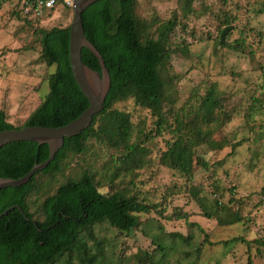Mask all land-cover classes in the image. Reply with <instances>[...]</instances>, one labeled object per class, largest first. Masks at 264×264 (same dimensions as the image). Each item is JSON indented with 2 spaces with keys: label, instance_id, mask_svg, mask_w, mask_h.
<instances>
[{
  "label": "trees",
  "instance_id": "1",
  "mask_svg": "<svg viewBox=\"0 0 264 264\" xmlns=\"http://www.w3.org/2000/svg\"><path fill=\"white\" fill-rule=\"evenodd\" d=\"M21 1L3 0L0 4H12L14 14L22 18L20 28L30 29L39 47L35 63L45 66L47 73L43 78L49 89L19 125L9 122L7 112L0 108V130L28 125H65L89 105L70 67L71 22L65 26L40 28L38 25L45 15L24 12ZM196 1L175 0L176 6L168 18L142 15L139 0H98L84 10L85 37L104 59L111 77L110 90L103 110L93 117L90 126L79 135L65 137L63 147L46 168L37 171L21 186L0 189V214L13 205L21 208H11L0 216V264H200L204 246L222 241H210L208 232L195 222L187 224L186 233L165 230L161 218L187 220L190 216L182 208L165 215L169 197L181 193L179 186H167L159 201L150 202L136 188L116 185L114 180L119 173L107 183L100 182L95 172L87 167L65 174L68 160L87 151L93 139L118 152L114 161L120 163L121 175L133 173L149 163L150 149L141 140L143 131H138L141 136L138 132L134 134L130 112L115 107L116 103L127 100L149 111L154 118L153 133H144L146 139L153 134L169 135L164 138L165 147L159 150L157 162L185 178V191L196 200L204 218L215 220L218 226L243 223L247 219L241 212L242 201L236 198L234 188L229 190L231 195L227 203L218 198L208 203L206 195H199L201 188L190 184L198 168L207 170L220 164L209 162L202 155L205 152L199 150L222 149L216 136L225 135L224 127L237 111L229 107L228 93L210 80L205 87L191 90L183 103L176 105V85L182 75L175 72L170 60L172 55L190 56V43L177 36V31H180L178 27L185 31V20L198 12ZM227 1L221 0V3ZM60 5L72 11L71 6L56 0L46 15ZM235 21L234 15L222 10L217 25L216 52L221 31ZM227 39L220 48L245 53L252 61L255 59L253 51L245 47L243 38ZM81 57L90 68L101 72L90 50L83 47ZM261 59L262 55L256 62L258 75L248 94L243 117L247 126H253L250 122L261 117L259 128L262 130L258 137L264 141V61ZM134 135L138 138L134 139ZM240 143H230L229 154ZM48 155L47 144L8 143L0 148V176L19 178ZM129 181L135 185L133 179ZM261 193L264 196V189ZM141 215L146 217L141 219ZM200 233L203 236L198 238ZM138 235L148 244L128 252L126 238L136 239ZM232 240L245 242L247 253L252 246H258L255 256L264 251L262 237L247 240L235 236ZM247 264H253L251 256Z\"/></svg>",
  "mask_w": 264,
  "mask_h": 264
},
{
  "label": "rangeland",
  "instance_id": "2",
  "mask_svg": "<svg viewBox=\"0 0 264 264\" xmlns=\"http://www.w3.org/2000/svg\"><path fill=\"white\" fill-rule=\"evenodd\" d=\"M175 6V0L138 2L140 13L146 17L158 15L168 18ZM195 7L198 12L185 20L186 30L178 27L180 31H177V36L190 43V56L181 58L172 55L170 60L175 72L182 75L176 85V105L182 104L191 90L205 87L206 82L210 80L228 93L229 107L237 111L224 127L225 135L216 136L222 149L211 152L205 151L204 148L199 150L205 152L200 153L206 160L220 164L207 170L198 168L190 184L201 188L202 193L199 195H206L205 200L208 203H211L213 198L227 203L231 195L229 190L234 188L236 198L242 201L241 212L247 219L243 223L218 226L215 220L201 215L198 203L185 191V178L177 171L160 166L157 162L159 150L165 147L164 138L169 135L153 134L146 139L144 133L148 134L153 129L154 118L149 111L135 106L132 100L116 103L115 107L130 112L134 134L143 131L142 136L140 132L138 134L141 140H144V145L150 149L149 163L140 170L121 175L123 169L118 161H114L118 152L93 139L89 141L87 151L68 160L64 172L75 173L87 167L95 172L96 178L102 183H107L114 174L119 173L114 180L116 185L120 188H136L139 194L150 202L159 201L167 186H179L181 193L169 197L165 215L182 208L190 216L187 220L161 218L165 230L186 233L187 224L195 222L208 232L210 241L222 240L217 244L207 243L204 246L200 264H247L249 256L253 264H264V251L260 256H255L258 246H252L251 252L247 253L245 242L232 240L235 236H242L247 240L258 236L264 240V196L261 193L264 189V141L258 137L262 130L259 128L262 120L258 116L250 122L253 126H247L243 117L248 104V94L257 79L255 68L260 55L264 61V0H228L225 4L221 3V0H197ZM14 9L10 3L0 9V108L7 112L9 122L19 125L34 111L49 88L43 78L47 73L45 66L35 63L39 47L33 40L30 29L20 28L23 26L22 18L14 14ZM223 9L234 15L236 21L226 26L229 29L222 43H219L220 33L217 44L219 49L216 52L217 25ZM72 18L73 10L60 5L50 15H45L38 26H65L72 22ZM226 37L228 41L243 38L245 47L253 51L255 59L252 61L245 53L220 48L221 44L226 43ZM137 138L134 135V139ZM239 141L241 143L229 154L230 143L236 144ZM132 179L135 185L129 183ZM145 217L141 215V219ZM202 236L201 233L198 234V238ZM126 242L129 246L128 252L131 248L134 251L137 247H145L148 244L141 235L136 239L126 238Z\"/></svg>",
  "mask_w": 264,
  "mask_h": 264
},
{
  "label": "water",
  "instance_id": "3",
  "mask_svg": "<svg viewBox=\"0 0 264 264\" xmlns=\"http://www.w3.org/2000/svg\"><path fill=\"white\" fill-rule=\"evenodd\" d=\"M98 0H73V18L69 28V58L73 77L80 90L87 98L88 107L75 119L65 125L48 127L39 125H28L20 129L0 130V148L8 143L20 141H33L38 144H47L49 155L46 160L35 163L32 168L19 178L0 176V189L6 187H18L25 184L37 171L48 166L55 158L56 153L63 147L65 137L79 135L90 126L93 117L103 110L105 99L110 90L111 77L105 65L104 59L97 48L85 37L82 22V13L90 5ZM229 28L222 30L220 42L224 41V35ZM85 47L97 58L101 72L86 65L81 57L82 48ZM21 208L13 205L4 210L0 216L7 213L11 208Z\"/></svg>",
  "mask_w": 264,
  "mask_h": 264
},
{
  "label": "built area",
  "instance_id": "4",
  "mask_svg": "<svg viewBox=\"0 0 264 264\" xmlns=\"http://www.w3.org/2000/svg\"><path fill=\"white\" fill-rule=\"evenodd\" d=\"M3 0H0V3ZM56 0H22L21 7L24 12H32L35 16L48 14L54 7ZM62 4L72 6L73 0H62Z\"/></svg>",
  "mask_w": 264,
  "mask_h": 264
},
{
  "label": "crops",
  "instance_id": "5",
  "mask_svg": "<svg viewBox=\"0 0 264 264\" xmlns=\"http://www.w3.org/2000/svg\"><path fill=\"white\" fill-rule=\"evenodd\" d=\"M7 4H8V2H4V3L0 4V6H1L2 9H3V7H4L5 5H7ZM1 7H0V9H1ZM0 13H2L1 10H0Z\"/></svg>",
  "mask_w": 264,
  "mask_h": 264
}]
</instances>
